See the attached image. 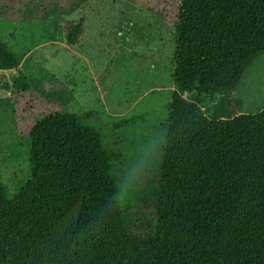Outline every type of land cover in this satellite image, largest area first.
Listing matches in <instances>:
<instances>
[{
	"label": "trees",
	"instance_id": "trees-1",
	"mask_svg": "<svg viewBox=\"0 0 264 264\" xmlns=\"http://www.w3.org/2000/svg\"><path fill=\"white\" fill-rule=\"evenodd\" d=\"M85 1L0 0V17L72 16ZM127 1L176 30L170 141L201 147L204 160L225 170L223 203L234 197L244 209L260 210L250 235L219 221L199 225V233L210 229L212 242L222 237L236 254L230 264H264V109L247 124L246 115L235 120L229 101L246 68L264 54V0ZM20 64L0 38V70H17L21 94L38 104L27 133L28 178L12 191L0 176V264H156L160 234L149 213L157 193L126 196L112 165L120 155L108 152L101 133L79 116L51 109Z\"/></svg>",
	"mask_w": 264,
	"mask_h": 264
},
{
	"label": "rangeland",
	"instance_id": "rangeland-1",
	"mask_svg": "<svg viewBox=\"0 0 264 264\" xmlns=\"http://www.w3.org/2000/svg\"><path fill=\"white\" fill-rule=\"evenodd\" d=\"M0 38L31 83L51 86L49 97L41 95L51 109L79 115L101 133L108 152L120 155L112 165L126 196L148 188L157 193L149 213L160 234L156 264H230L235 259L222 237L212 242L210 229L199 233V225L203 230L219 221L234 233L250 235L260 210L244 209L234 197L223 203L229 195L222 184L225 170L204 160L201 147L169 139L176 30L168 20L127 0H87L72 16L30 22L0 17ZM17 76V70H0V99L10 102L0 107V176L12 191L29 176L27 133L38 111L37 101L21 94ZM60 78L83 85L77 103L66 97L70 93ZM85 92L90 105L83 104L89 101ZM229 101L235 120L246 115L243 120L252 124V116L262 112L264 54L246 68ZM132 116L144 119L114 128Z\"/></svg>",
	"mask_w": 264,
	"mask_h": 264
},
{
	"label": "crops",
	"instance_id": "crops-1",
	"mask_svg": "<svg viewBox=\"0 0 264 264\" xmlns=\"http://www.w3.org/2000/svg\"><path fill=\"white\" fill-rule=\"evenodd\" d=\"M34 56V55H33ZM57 57V56H56ZM55 58V57H54ZM53 58V59H54ZM52 60V59H51ZM20 63H21V61H20ZM21 65H22V63L20 64V67H21ZM96 72V71H95ZM95 72H93L92 74H93V76H92V78H91V81L94 79V73ZM57 75V74H56ZM60 76V75H59ZM28 77V76H27ZM61 77V76H60ZM29 79V78H28ZM52 79H53V77H52ZM60 80L63 82L62 84H64L65 86H66V88H64V90L65 91H67V92H69L70 93V95H66V97H68L69 99H73V101H75V103H77L76 102V95L77 94H79L80 92H82V90H81V87L83 86L82 84H80L79 82H76V81H72V82H70V83H68L67 81H65L64 80V78H60ZM30 81V80H29ZM30 83H31V81H30ZM32 86H33V88L39 93V95L41 96V95H43L42 94V92L44 93V96H46V97H49V95H51V90L52 89H50L51 88V86H49V87H45V88H43L42 87V84H41V82L40 81H37V80H35V81H33L32 83ZM73 84H74V87L76 88V90H77V92L76 93H74L73 94V92H72V88H74L73 87ZM76 84V85H75ZM90 85V84H89ZM54 86V84L52 85V87ZM90 89V86L87 88V90H89ZM43 90V91H42ZM86 90V91H87ZM86 93V92H85ZM86 94H88V93H86ZM44 96H41V97H44ZM88 97H89V101H87L86 103H83V104H89V103H91L90 102V96H89V94H88ZM80 105V104H79ZM90 105V104H89ZM77 116H79V115H77ZM80 117V116H79ZM81 118V117H80ZM82 119V118H81ZM87 124V123H86Z\"/></svg>",
	"mask_w": 264,
	"mask_h": 264
}]
</instances>
